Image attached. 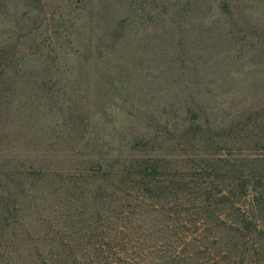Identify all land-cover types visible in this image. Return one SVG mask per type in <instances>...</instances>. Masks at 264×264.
<instances>
[{"label":"rangeland","instance_id":"obj_1","mask_svg":"<svg viewBox=\"0 0 264 264\" xmlns=\"http://www.w3.org/2000/svg\"><path fill=\"white\" fill-rule=\"evenodd\" d=\"M0 264H264V0H0Z\"/></svg>","mask_w":264,"mask_h":264}]
</instances>
